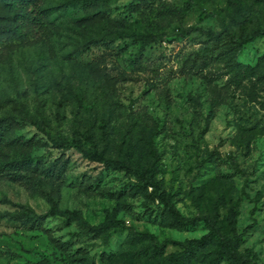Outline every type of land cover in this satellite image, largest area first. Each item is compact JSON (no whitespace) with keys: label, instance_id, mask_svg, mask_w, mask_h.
Masks as SVG:
<instances>
[{"label":"rangeland","instance_id":"374dc122","mask_svg":"<svg viewBox=\"0 0 264 264\" xmlns=\"http://www.w3.org/2000/svg\"><path fill=\"white\" fill-rule=\"evenodd\" d=\"M35 8L42 19L23 25L28 37L0 36V98L13 99L4 111L17 120L0 139V264H152L155 243L136 242L133 230L160 243L208 231L202 221L168 226L151 189L62 147L64 139L157 162L175 206L186 216L217 211L226 235L235 207L240 251L264 264V0H38ZM11 14L0 0V24ZM225 28L260 34L237 49ZM55 209L80 214L67 220ZM108 216L125 223L85 226ZM213 249L193 264H208ZM178 250L170 244L166 254Z\"/></svg>","mask_w":264,"mask_h":264},{"label":"trees","instance_id":"16d2710c","mask_svg":"<svg viewBox=\"0 0 264 264\" xmlns=\"http://www.w3.org/2000/svg\"><path fill=\"white\" fill-rule=\"evenodd\" d=\"M2 4L9 9L12 14L13 22H6L0 24V36H5L7 34L13 33L19 39H25L28 37V31L23 32L25 25L26 29H31L34 25L36 19H42V16L36 8L30 11L31 6H35L38 0H1ZM37 11V12H36ZM89 18H94V15H87ZM82 17H79V20ZM44 25H47L46 20L43 21ZM196 29L195 27H189L184 29L185 32ZM209 36L218 37L220 33H216L212 30L206 31L202 28ZM229 39L233 46L237 49L241 48L245 43L253 40L260 34L259 30H256L252 35L239 36L233 33L231 29L225 28ZM132 37L135 39L150 40L157 39L153 34H133ZM13 99H2L0 98V139L3 138L5 129L12 127L17 121L15 116L8 112L4 107ZM21 110H25L24 103H19ZM60 145L64 148L75 147L82 151L87 158L90 160L100 162L104 164L105 167L125 171L132 175L136 182L135 186L137 189H151L158 199V201L163 205V215L170 227L185 228L189 226H194L198 222H204L208 228V231L200 238H192L185 240H167L160 243L158 237L151 233H144L133 230L132 238L136 242L151 241L155 243V250L151 252V263L152 264H193L198 261L202 251L207 250L210 246H213L214 253L213 256L208 261V264H220L222 262H228L230 264H256L254 261V254L251 252H242L239 249L240 243L243 238V233L237 234L236 225L237 217L239 214L238 209L235 207H230L226 217L227 225L229 230L233 233L232 235H226L223 233L224 222L220 219L219 213L215 211L212 214H204L200 216H186L184 215L174 204L172 194L167 190L164 183L158 178L160 172L157 162H153L149 165L142 164L138 161L131 160L129 158H112L107 157L105 154L100 152H92L85 150L82 145V140L72 139V140H62ZM223 205H226L225 200H221ZM53 213L61 215L67 220H72L76 218L80 212L77 210H60L55 209ZM14 218L18 219V215H13ZM33 223L36 221L40 222L39 219H29ZM123 220H117L113 216H108L107 219L99 225H91L85 222V226L88 229L95 231H104L111 229L113 227H119L124 225ZM174 245L179 248L178 251L166 254V248L168 245ZM207 254V252H206ZM204 261V260H203Z\"/></svg>","mask_w":264,"mask_h":264}]
</instances>
